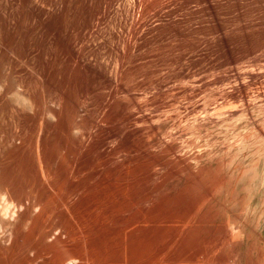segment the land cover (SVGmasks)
Returning <instances> with one entry per match:
<instances>
[{"label":"rangeland","instance_id":"1","mask_svg":"<svg viewBox=\"0 0 264 264\" xmlns=\"http://www.w3.org/2000/svg\"><path fill=\"white\" fill-rule=\"evenodd\" d=\"M263 65L264 0H0V88L9 92L0 96L6 102L0 126L24 133L16 143L26 142L22 150L32 155L38 148L28 139L40 119L41 129L60 112L70 123L62 130L67 136L49 123L75 141L72 150L61 146L59 152L69 163L68 187L55 210L68 217L81 206L87 177L124 170L129 176L135 167L141 176L143 163L151 190L136 209L155 224L176 227L156 264H264ZM10 89L32 108L24 102L22 114L37 111L39 121L18 122L16 112L5 113ZM5 133L0 168L13 158ZM40 170L44 187L55 194L52 174ZM30 197L22 208L9 202L12 220L37 204ZM54 214L44 226L59 221ZM56 235L79 241L60 230ZM17 249L12 262L28 254ZM45 253L37 259L31 253L34 262L28 256L23 264H50L54 254Z\"/></svg>","mask_w":264,"mask_h":264},{"label":"bare ground","instance_id":"2","mask_svg":"<svg viewBox=\"0 0 264 264\" xmlns=\"http://www.w3.org/2000/svg\"><path fill=\"white\" fill-rule=\"evenodd\" d=\"M122 2H123V0H122ZM126 4H128V3H126ZM126 4H125V6H127ZM263 69L264 68H262V71L264 72ZM3 70H4V68H3ZM0 73H1V71H0ZM2 75H3V77H5L4 74H2ZM5 75H7V73ZM6 78L2 79V83L6 82L5 81ZM0 82H1V80H0ZM12 82H14V81L12 80ZM9 83H11V81ZM14 83H16V82H14ZM4 84H2V86H4ZM6 85L4 87H6ZM12 85H14V84H12ZM8 87L9 86H7L6 89ZM5 91L6 90L4 88H0V92H2V94L0 93L1 97L4 96L3 94ZM10 91H12V89H10ZM15 91H17V90L15 89ZM15 91H12V93ZM6 92H7L6 94H9L8 91H6ZM12 93H10V94L12 95ZM66 94L67 93H65V95ZM14 95H12L11 98L9 95H7L9 97L5 98V99H10V100H7L8 105H6V107L9 109H5V113H6V110L8 111L10 109L12 112L13 111L16 112V116L14 114L12 116L13 117L15 116L17 118L16 120L18 122H21L20 119L23 122H25V121H27V123L32 122V124H33V122H37L35 120L39 121V119H38L39 116H35L37 111H36V113H34V111H33L34 115L30 116V117L28 115L22 114V110H24L22 106H24V102H26L25 104L27 105V101L25 100L23 102L21 99L17 98V95H18L17 93H16L15 97H14ZM37 95L39 96V94H37ZM19 96L21 97V95H19ZM12 97H14V98H12ZM37 99L38 98L35 97L34 101L38 102ZM39 99H42V98H40V96H39ZM0 100L2 101V100H4V98H0ZM67 100H70V99H66V101ZM4 102L5 101L0 103V105L2 104L1 106L3 107V108H1L0 111H2V109L4 110V107H5L4 105L6 103V102L5 103ZM69 102L70 101H68V103ZM31 105H33V104H31ZM38 105H40V104H38ZM29 106L30 105H27L25 107L28 109ZM30 108H31V106H30ZM27 109H25V110H27ZM29 110L30 109H28V111ZM57 118H59V119L57 122H55L56 124L51 120H50V122H53L59 128V130H61V131L65 130L67 132V130L69 128L68 124H70V123H67V120H65L64 117H62L61 112H60V114L58 113ZM43 120L45 122V119H43ZM41 121H42V119H40V121L38 123H36L38 125L35 124V127L32 131L33 132L32 137H31V139H28L29 140L28 142L32 143L33 148H38L36 150L32 149V155L28 154L29 152L27 153V152L23 151L24 150L23 147L25 145L24 143H26V142H23L21 145L19 143L18 144L16 143V140H19V139L24 140V138H23L24 133L22 134V132L19 129H18V131H15V129L14 130L12 129V131L9 132V130L6 129L9 126L4 127L5 128L4 129V128H2L3 126L0 123L2 126V127L0 126L1 134L5 133V131H8L4 135L5 138L3 137V135H2V137L4 138V140L7 137H8V139L10 138V141L12 142V148L9 149L10 151L9 150L8 151L12 154V157H13V158L10 157L12 162H10L6 165L4 164L5 167H3L4 165L1 166V168L3 167L2 168L3 171L5 170L4 172H6V174L3 173V176H0V197H1V195H3V194L6 195L7 193L10 197H9V199L7 198L6 203H4L5 200L3 202L0 200V202L3 203L2 205H0V264H23V263H26L27 262L26 260H28L29 258L31 261V258H32V257H30L31 253H33V259H35L40 253L42 254V252L50 253V255L54 254L53 257L49 258L50 261H48V262L50 264H122V263L123 264L124 263L125 264H156L158 259H160V253L162 251L168 250L170 248V247L167 248V245H168L167 242L173 236L176 227H174V228H170V226L168 227V225H170V222H169V224L166 223L167 227L161 226L160 224H162V223H157L158 224L157 225V224H155L157 222L156 218L155 217L153 218V216L151 217L150 214H148L146 212V210L143 213L142 211H139L136 209V204L141 203L145 198L147 199V197H148L147 193H148V191L151 190V186H149L150 183L148 184V178H147V176H149V175H147V176L145 175L146 172H148V170H146V167H144V166H143V168L141 167L143 165V163L140 166L141 170L144 169V170H142L144 173L141 176L140 175H134L135 171H139L140 173H138V172L137 173L141 174V171L139 170V168L137 169V167H135L137 170L131 169V171L129 172L130 173L129 176L126 175L128 172H124L125 171L124 170L123 173L122 172L121 173L120 172H118V173L113 172V173H111V176H109L107 173L108 176H99V175L97 176L96 175L97 177H94V176L92 178L89 177L90 179L87 177L84 181L82 179L83 183L81 185H82L84 192H83V196H82L81 206L78 208V210L75 214H72V217L71 216L68 217L69 215H67V212L65 210H62L60 212H57L55 210L56 205L65 201L64 200V192H65L64 189H66L68 187L67 182L66 181L64 182V178H65V172H67V167L69 166L68 165L69 163H68L67 159L65 158V156L64 155L61 156L59 152L62 150V149H60L61 146H64V147H66V149H69V150L71 148V150H72L73 147H71L72 146L71 144H73L75 141L73 143H70V140L68 139L69 136L66 137L67 136L66 134L69 135V132L65 134V131L64 132L62 131L66 135L65 137H63L64 135L62 136V134H59L57 132V130H54V132H53L52 130L54 128H52L53 127L52 126L51 127L52 129H51L50 124H52V125H54V124L50 123L48 121H47V123L45 122L46 126L43 124L46 127V129H41L39 127V123H41ZM29 124H31V123H29ZM79 125L80 124H78V126ZM82 128H84V125ZM49 129H51V131L54 133L52 137L48 135ZM3 130H5V131L3 132ZM80 130H82V129H80ZM49 137H51V138H49ZM6 141H7V139H6ZM75 145H76V143H75ZM136 145L134 144V146H136ZM10 147H11V145H10ZM75 148L76 147H74V149ZM64 152L62 154H64ZM136 161H138V160H136ZM144 165H146V164H144ZM41 167L43 168L44 172H46L47 174H50V173L52 174V176H49L52 180L51 181L52 183L50 185H52V184L54 185V186H52V188L56 187L55 190L57 192L55 191L56 192L55 194L49 193V191H47L46 187H44V185L42 183V175H41L42 172L40 170ZM118 169H120V168L118 167ZM122 169H123V167H122ZM114 171H116V169ZM107 172H111V171H107ZM131 172H133L134 176H132ZM122 174H124V175H122ZM143 175H145V176H143ZM49 177H48V179H49ZM91 179L93 181H90ZM71 183H72V181H71ZM80 190H82V189H80ZM50 192H51V190H50ZM81 193H82V191H81ZM29 196H31V197L34 196L36 198L35 203H37L36 204L37 207L39 205L40 211L33 212V210H32L34 208L33 206L36 207V205H34V202H32L31 203L32 205L30 204L32 206V208L29 205V207H26V209L24 211H20L18 209L17 212L20 211L18 213V217L14 218L15 220H12L11 218H13V217H10L11 215L9 214L10 215L9 216L7 214V208L9 207V202L13 201L14 206H17L18 204H19L18 206H20V204L23 202L22 199H25V198L28 199ZM80 197H81V194H80ZM11 204H12V202H11ZM76 205L79 206V204H77V203H76ZM22 207L23 206L21 204V208ZM59 208H62V207L59 206ZM71 208H72V206H71ZM74 208L75 207H73L72 209L74 210ZM14 209H15V207H14ZM141 209H143V208H141ZM183 211H184V209H183ZM54 212L56 213V215L54 214V217L57 216L59 218V221H57V218H56L57 222L52 221V223H51V221H50L48 223L47 222L48 220H47L46 222L49 225L46 223V225H48V226L45 225L46 226L45 227L44 226L45 219L46 218L48 219L51 216V214L53 215ZM181 213H183V212L181 211ZM173 215L175 216V214H173ZM184 217H185V215H184ZM70 218H73V219H70ZM143 219H145V221L148 223V225L140 224V222ZM159 221H162V220H159ZM172 221H173V219H172ZM142 222H144V220ZM25 223H31V224H29L30 226L28 225L29 228L25 229L26 228V227H24ZM171 225L173 226V223ZM41 228H43V230H41ZM39 229H40V232H39ZM56 230H58V231L60 230L64 234L66 233L68 239L76 236L79 238V241H76L77 242V243L75 242L76 244H72V243H70L71 240H69L70 241L69 242V241H66L67 240L66 239V240H64L66 242H64L63 239L61 240V238L56 235ZM11 235L13 238L11 245H5L7 243H4V242H8L10 240ZM51 237L54 238V241L53 240L50 241ZM5 239H9V240L4 241ZM20 239H21V242H20ZM76 240H78V239H76ZM67 242H69V243H67ZM20 246L24 247L28 251V254L27 253L18 254L19 256H16L17 259L14 258L17 261L15 260V262H12L10 258L17 250H19L17 248H19ZM26 250L23 249V251H26ZM173 250H172V252H173ZM175 251H177V250L175 249ZM47 253H45V256H47ZM168 254H169L168 257L174 255L171 253V251H170V253L168 252ZM14 255H13V257H14ZM50 255H48V256H50ZM28 256H29V258H28ZM168 257L166 260L167 263H168V261H170L168 259ZM33 259H32V261H33ZM173 260H174V258H173ZM45 262H46V259H45ZM35 263H36V260H35ZM176 264H177V262H176ZM178 264H180V263H178ZM184 264H186V263H184Z\"/></svg>","mask_w":264,"mask_h":264}]
</instances>
